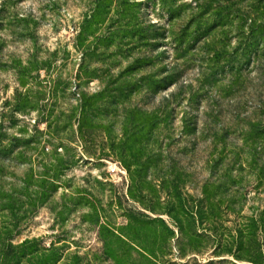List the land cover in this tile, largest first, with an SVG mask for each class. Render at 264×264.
<instances>
[{
	"label": "rangeland",
	"instance_id": "1",
	"mask_svg": "<svg viewBox=\"0 0 264 264\" xmlns=\"http://www.w3.org/2000/svg\"><path fill=\"white\" fill-rule=\"evenodd\" d=\"M74 256L264 264V0H0V264Z\"/></svg>",
	"mask_w": 264,
	"mask_h": 264
},
{
	"label": "trees",
	"instance_id": "2",
	"mask_svg": "<svg viewBox=\"0 0 264 264\" xmlns=\"http://www.w3.org/2000/svg\"><path fill=\"white\" fill-rule=\"evenodd\" d=\"M23 251H29V250H35L37 248L35 241H26L21 245ZM57 250L51 248V263H55L57 261ZM140 258L145 259L146 261H150V256L153 257V252L150 250L142 249V250H136ZM73 264H79V257L74 256Z\"/></svg>",
	"mask_w": 264,
	"mask_h": 264
}]
</instances>
